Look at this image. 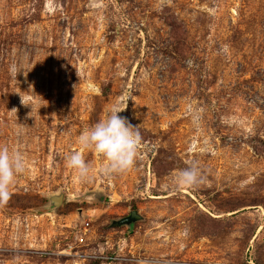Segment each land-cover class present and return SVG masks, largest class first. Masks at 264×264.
Returning a JSON list of instances; mask_svg holds the SVG:
<instances>
[{"label": "rangeland", "instance_id": "374dc122", "mask_svg": "<svg viewBox=\"0 0 264 264\" xmlns=\"http://www.w3.org/2000/svg\"><path fill=\"white\" fill-rule=\"evenodd\" d=\"M117 101L142 143L106 176L78 138ZM0 145V264H264V0H0Z\"/></svg>", "mask_w": 264, "mask_h": 264}, {"label": "clouds", "instance_id": "9594fccd", "mask_svg": "<svg viewBox=\"0 0 264 264\" xmlns=\"http://www.w3.org/2000/svg\"><path fill=\"white\" fill-rule=\"evenodd\" d=\"M15 73V66L10 67ZM124 101H117L108 107L106 115L82 132L78 138L82 149L100 154L105 163L100 171L106 176L123 174L131 170L137 159L142 137L136 126L120 113L126 108ZM191 111V109H190ZM198 121L199 116H194ZM66 166L76 171L81 179H89L93 168L85 161L80 151L66 156ZM25 169L23 154L7 145H0V204L11 198L10 186L18 174ZM204 177L201 166L192 161L171 177V185L176 189L191 188L202 183Z\"/></svg>", "mask_w": 264, "mask_h": 264}, {"label": "water", "instance_id": "95a60500", "mask_svg": "<svg viewBox=\"0 0 264 264\" xmlns=\"http://www.w3.org/2000/svg\"><path fill=\"white\" fill-rule=\"evenodd\" d=\"M61 195L59 193H55L53 195L49 196V201L53 203V205H58L61 202ZM140 216L137 213V211L132 210L130 211L129 215L126 217H123L115 222V224H123V223H129L131 221H135L136 219H139Z\"/></svg>", "mask_w": 264, "mask_h": 264}]
</instances>
